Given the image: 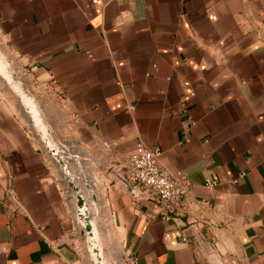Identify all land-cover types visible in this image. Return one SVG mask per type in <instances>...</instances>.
<instances>
[{"label": "crops", "instance_id": "0c3cea01", "mask_svg": "<svg viewBox=\"0 0 264 264\" xmlns=\"http://www.w3.org/2000/svg\"><path fill=\"white\" fill-rule=\"evenodd\" d=\"M138 142L190 181L169 218L123 184ZM72 184L113 261L264 264V0H0V264H93Z\"/></svg>", "mask_w": 264, "mask_h": 264}, {"label": "built area", "instance_id": "2783aa9c", "mask_svg": "<svg viewBox=\"0 0 264 264\" xmlns=\"http://www.w3.org/2000/svg\"><path fill=\"white\" fill-rule=\"evenodd\" d=\"M162 151L138 142L125 164V177L132 184L135 194L151 199L159 214L169 218L188 205L190 181L186 175L176 176L160 163ZM215 181H208L214 186Z\"/></svg>", "mask_w": 264, "mask_h": 264}, {"label": "water", "instance_id": "95a60500", "mask_svg": "<svg viewBox=\"0 0 264 264\" xmlns=\"http://www.w3.org/2000/svg\"><path fill=\"white\" fill-rule=\"evenodd\" d=\"M17 90H19V87H17ZM21 93L23 97L25 98L26 104L28 109L31 111L33 119H34V125L36 128H38V133L40 134V137L42 138L47 150L49 151L50 155L57 161H59L64 171L67 175H70L71 173V167L70 164L67 161L68 154V148L66 145L59 141H55L51 132H48L47 127L45 126L43 119L40 115L37 103L33 99V96L28 92L25 91V89H21ZM122 181L129 193L133 197H139V195L135 194L134 188L132 184L127 180V178L122 176ZM74 190L76 191V217L78 222L81 223V225L84 227L87 235V244L88 249L93 257V262L95 260L96 264H106L104 260V256L102 254V248L100 245V239L99 244H96V239L93 237L94 229H93V220L90 217V213L88 211L87 207V199L83 195V190L80 189L78 186L73 185ZM90 185L88 183L85 184V188L88 189ZM87 207V208H86ZM96 226V224H95ZM97 229V227H96ZM98 231V230H97ZM99 236V233H98ZM93 237V238H92Z\"/></svg>", "mask_w": 264, "mask_h": 264}, {"label": "rangeland", "instance_id": "374dc122", "mask_svg": "<svg viewBox=\"0 0 264 264\" xmlns=\"http://www.w3.org/2000/svg\"><path fill=\"white\" fill-rule=\"evenodd\" d=\"M37 106H38V103H37ZM38 109H39L40 115L42 116V119L45 118V119H43V122H44L45 126L47 127L48 132H51V127H50L49 121L47 120V118H48L47 114L44 112V110H41V109H44V108L43 107L41 108V107L38 106ZM33 128L36 129V130L38 129V128L35 127L34 124H33ZM51 134H52V132H51ZM54 140L56 141V139H54ZM90 217L92 219L94 218V216L91 215V214H90ZM96 225H97V228L99 229L98 233H99L100 245H101V248H102V254L104 256V260H105L106 264H121V263L117 262V260L113 261V257H112L113 255L110 254L109 238H108V232L105 230L106 229L105 224L103 225V228H102L100 222H98V219H97L96 220ZM83 229H84V227H83ZM84 233H85L84 235H85L86 245H87V248H88L87 235H86L85 229H84ZM93 264H96L95 260H94Z\"/></svg>", "mask_w": 264, "mask_h": 264}, {"label": "bare ground", "instance_id": "6f19581e", "mask_svg": "<svg viewBox=\"0 0 264 264\" xmlns=\"http://www.w3.org/2000/svg\"><path fill=\"white\" fill-rule=\"evenodd\" d=\"M88 207V206H87ZM86 207V208H87ZM89 211V210H88ZM93 220V219H92ZM93 222H94V220H93ZM93 229H94V234H93V237L96 239V241L97 242H95L96 244H99V236H98V231H97V229H96V226H95V222H94V224H93ZM92 237V238H93Z\"/></svg>", "mask_w": 264, "mask_h": 264}]
</instances>
